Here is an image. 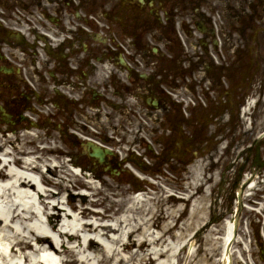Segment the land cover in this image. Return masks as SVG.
Instances as JSON below:
<instances>
[{"label": "flooded vegetation", "instance_id": "af4514ba", "mask_svg": "<svg viewBox=\"0 0 264 264\" xmlns=\"http://www.w3.org/2000/svg\"><path fill=\"white\" fill-rule=\"evenodd\" d=\"M172 1L0 0V51L6 46L7 54H24L9 73L2 64L11 63L0 57V88L13 91L0 100L17 120L38 114L60 120L73 133L109 126L136 135L135 146L147 144L142 135L164 136L160 146L170 154L166 158L201 161L220 173L227 210L241 193L243 227L263 248L264 0L255 1L257 19L240 18L239 9L209 21L207 32L196 36L183 25L189 53L176 26L187 6ZM122 5L142 6L143 13L129 24L134 38L129 35L125 46L132 50L120 45L102 53L94 37L95 17ZM76 20L91 24V32L74 26L71 36L52 49L49 33L60 36L66 22ZM39 40L46 42L42 59L36 54ZM51 50L61 51L62 58Z\"/></svg>", "mask_w": 264, "mask_h": 264}, {"label": "bare ground", "instance_id": "6f19581e", "mask_svg": "<svg viewBox=\"0 0 264 264\" xmlns=\"http://www.w3.org/2000/svg\"><path fill=\"white\" fill-rule=\"evenodd\" d=\"M5 112L8 113L6 108ZM25 135L30 138L33 135L35 136L32 137L31 142L34 141V138L37 140L40 137L30 131L26 132ZM47 137L49 139V136ZM20 138L18 136L16 139ZM56 138H59V136H56L53 140ZM9 139L11 138L9 137L6 141H9ZM48 141L51 145L44 148V151L54 153L60 149L58 144L53 143L51 140ZM2 145L0 143V147ZM112 152L118 156L117 152H114V150ZM130 156L134 157L133 154ZM57 162L55 158L34 155L29 146H21L20 150H17L12 156V160L5 161L2 168H0V178L7 180L5 184H0V264H59L54 256L61 252H64L66 257L62 259L60 264L176 263L174 260L177 258V254L181 252L179 249L185 247L184 244L187 240L183 244V242H180L182 237L174 233L175 229L178 228V223L175 224L173 221L176 218V212L179 211L180 203L169 201L180 200L173 193L167 194L166 197L162 195L163 198L159 199V202H163V205L167 206L164 208L162 205L161 213L163 211V217L169 220L161 225L163 234L159 232L157 236L155 235L157 228L154 227L156 230L151 228L156 225L154 221L150 222L151 218L142 222L138 220L139 218L142 219V216L140 217L138 213H141L142 207L147 206L150 202L143 194L131 195L130 202L132 204L128 208L129 214L123 217L121 215H111L110 218L115 219L111 223L101 222L100 220L106 217L101 215L100 212H92L81 207L80 213L82 216L65 212V216L62 217L59 208L61 202L55 199L60 193L47 189L45 186V183L53 181L51 174H56L54 170L58 169L56 167ZM0 163H2L1 159ZM42 167H47V171H44ZM165 200L166 202H164ZM4 201H7V203H4ZM124 201L126 202V200ZM135 202L141 203V205L136 207ZM191 211H197L196 204H193ZM133 213L137 216H134ZM152 213L153 218L157 212L153 211ZM189 215L187 221H185L187 230H190L191 225L188 222L191 218ZM89 216H97V223L82 221V217L87 218ZM232 227L233 222L229 219L223 223L225 233L222 236L223 250L219 264H235L234 255L236 251H238L236 257L239 258L240 256L241 258L244 253L243 250L249 248L248 243L244 241V246L236 250L235 245H233L234 241L231 250L229 248L230 252L227 251V243L232 239ZM91 231L100 233V238L96 239L93 236L84 234V232ZM119 231L120 235L116 236L115 233ZM167 233H170V235L166 236ZM126 235H136L137 237L125 241L124 236ZM102 237H111L114 244L120 243L122 249L127 250H130L137 240L139 241L137 251L131 252L128 258L121 256L112 263V258L120 252V249L118 246L109 247L107 251L103 250V256L98 257ZM239 240L240 235L236 242ZM76 242L77 244H75ZM194 243L195 240L191 242L189 253L192 252ZM27 249L33 252L26 251ZM79 254L80 256H77ZM19 256H23L24 261H18L16 258Z\"/></svg>", "mask_w": 264, "mask_h": 264}, {"label": "rangeland", "instance_id": "374dc122", "mask_svg": "<svg viewBox=\"0 0 264 264\" xmlns=\"http://www.w3.org/2000/svg\"><path fill=\"white\" fill-rule=\"evenodd\" d=\"M117 19L118 21L122 23V25H124V27H126V21H124L122 14L118 15ZM10 129H13V131L12 130L9 131ZM29 131L33 132L36 136H40V137H38L37 140L34 138V141L31 142V140H33L32 137H35V136L33 135L31 138L27 137L25 134L26 132H29ZM100 131H101L100 134L102 135H107V134H104L106 133V131H109V134H111L112 136L115 135L113 132V129H110L109 126L107 127V129L103 127L102 129L100 128ZM119 135H120V138L123 140L121 141V145L123 148L124 147L123 144H126L125 143L126 136L123 133H120ZM18 136H20L22 140L21 138L17 140L16 138ZM47 136H49V139ZM56 136H59V137L62 136V133L59 129L54 130V129L46 128L43 126L42 127L40 126L31 127L29 123H25V122H20V123L15 122L9 125V123L0 121V143L3 144L2 147H0V157H2V159H8L9 156L4 154L5 151L7 150L12 151L10 156H13L17 152V150H20L21 146H29V149L33 150L34 155H42L43 157L55 158L58 161L57 163H60L59 166H57L58 169L54 170L56 174L53 175L55 180L59 181L58 186H56L54 189L60 194H58V196L55 199L61 202L59 204V208L61 209L60 212L62 216L65 215V212H70L73 215L82 216L80 213L81 208H87V210H90L92 212H100L101 215H104V217H106L100 220L101 222H104V223L105 222L111 223L115 220L113 218H110L111 215L113 216L121 215L122 217L124 215L127 216L129 214L128 208L132 204L130 202V196L132 195L131 190L133 186L131 187L130 186L131 184L127 183L128 181H127L126 172L124 171V174H125L124 176L116 177L112 175L109 170H106V169L103 170V168L99 166V168L96 171H94V177H88V176L86 177L84 173V177L87 178L86 180L85 178L84 179L81 178V176L79 175H78L79 177H75L74 175H71L69 173L70 172L69 166L67 167V166L62 165L61 161L63 158L61 156L53 157V155L44 151V147L46 146L45 143L49 142L48 140H51L53 143L62 146L63 141L61 140V138H56L55 140H53ZM153 136H156V135H153ZM9 137L11 139H9V141H6V139H8ZM70 146H71V141H70ZM109 146H111L115 151L120 150V146L118 145V143L115 144L113 141H111ZM78 147L80 150H82V146L78 145ZM154 147L156 148L157 151L159 152L161 151V148L159 147L158 144H155ZM109 157L112 158V156H109ZM183 169L184 167L179 168L176 165V170L169 169L168 175L172 178L173 176H175L176 177L175 179L177 180L179 178V173H183ZM163 171L164 170H162L161 177L164 180V178H166L164 175L167 172L166 171L163 172ZM183 174H186V171ZM199 178H203L201 179V181L206 180L203 175H201ZM182 179H186V177ZM160 181L161 183H163L162 185L167 188V190H171L170 192H174L176 195L179 194V195L185 196L186 194V192L183 194L178 193L177 191L178 187L183 188V186H185V188H187L188 186L189 189H192L190 180L185 181L187 186L183 182H181L180 184L173 183L174 185L171 184V186H169L170 184H167L162 180ZM73 183L78 184L80 186V189H78L77 191L81 192L82 194H79L76 192L71 193V191L69 190V187ZM150 184L148 185L146 183H142L139 186L134 187V189L140 188L141 190H144V189L150 190L147 187V186H151ZM153 187L156 188L155 192L154 191L152 192L150 190L149 194L144 193L146 195L145 197L148 198L150 202L148 203L147 206L142 207L143 209L141 213H138L140 217L142 216L141 217L142 219L139 218L138 220L142 222L143 220L145 221L151 218L150 222L152 223V221H154L156 224L155 226H152L151 228L154 230H156L155 228H157L158 231L156 230V233H155V235L157 236V233L159 232H161L160 234H163L162 233L163 231H161V225H164V223H166L169 220L163 217V211L161 213L163 202H159V199L161 200L162 195L166 197L167 193L163 191V187L159 184L154 185ZM201 192L202 190L200 189L198 195L195 196L194 204H196L197 211L192 212L190 213L191 215H189L191 216V218H189L188 220V222L191 223L190 230H187L185 226V221H187L188 214L187 213L183 214L186 210L185 209L186 204L180 202L179 211L176 212L177 214L176 217L178 219V228L175 229L174 233L182 237L181 238L182 241L180 242H183V244L185 240L188 241L190 238L194 239L195 243L192 249L193 253L192 252L189 253L191 242L188 243L186 247L181 249V252L177 254V258L174 260L176 261L175 264H219L220 263V260L222 257V250H223L222 236L225 233L223 230V222L219 218V219H213L214 222L211 224L212 218H210L209 208H210V203H213V200L211 199V194L209 192H208L209 194L208 193L203 194ZM136 193L137 192H135V194ZM124 200H126V202ZM164 202H166V200ZM169 202L174 203L178 201L170 200ZM135 203H136V207L141 205V203H137V202ZM217 203L219 202L217 201ZM163 207L166 208L167 206L165 207L163 205ZM153 211H156L157 214L155 217L152 218ZM133 214L134 216H137V214L135 213ZM215 214L217 215L218 212H215ZM101 217H98V218H101ZM83 220L94 222L95 224L98 221L97 216H93V217L89 216L88 218L82 217V221ZM208 221H210V224H211L210 227L205 229L202 232L197 233V231H199L201 227H203L202 225ZM120 231L116 232L115 235L119 236ZM8 232L10 231L8 230ZM11 233L13 232L11 231ZM84 234H87L93 237L97 236V239H99L101 236L100 233H96L92 231L84 232ZM169 235L170 233L166 234V236H169ZM136 237H137L136 235H132L130 236V239H134ZM124 238L126 240L128 239V236H124ZM244 238L247 240L246 237ZM10 241H12V239H10ZM100 241L102 245H100V251L97 254L98 257L103 256L104 249H107L109 247H114V246L119 247L120 252L119 253L116 252L118 254H116L112 258L111 260L112 263H114L116 259H118L121 256L124 258H128L131 252L137 251L138 244H139V241L136 240V244L133 245V247L130 250H127V249H122V246L120 243L114 244V242L111 240V237L110 238L102 237ZM75 244H77V242ZM234 245H235L236 250H238L239 248H242L241 244L237 242ZM249 250H252L251 247ZM249 250L246 251L245 253L247 254ZM27 251L33 252L32 250H27ZM253 251L257 252V249L254 248V246H253ZM237 252L238 251H236V254ZM236 254L234 255V263L241 264L240 262L238 263L239 259L238 257H236ZM77 256H80V254ZM65 257H66V254L64 252H61L60 254H56V256H54V258H56L59 264L62 261V259H64ZM16 259L18 261H24L23 256H19Z\"/></svg>", "mask_w": 264, "mask_h": 264}, {"label": "water", "instance_id": "95a60500", "mask_svg": "<svg viewBox=\"0 0 264 264\" xmlns=\"http://www.w3.org/2000/svg\"><path fill=\"white\" fill-rule=\"evenodd\" d=\"M95 155H96V156H99V155H100V152L97 151V152L95 153ZM235 234H236V232H235Z\"/></svg>", "mask_w": 264, "mask_h": 264}]
</instances>
